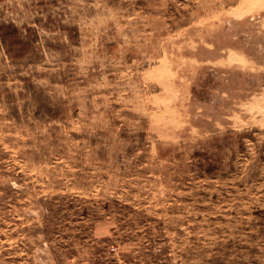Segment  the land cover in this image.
Instances as JSON below:
<instances>
[{
    "label": "rangeland",
    "instance_id": "374dc122",
    "mask_svg": "<svg viewBox=\"0 0 264 264\" xmlns=\"http://www.w3.org/2000/svg\"><path fill=\"white\" fill-rule=\"evenodd\" d=\"M0 264H264V0H0Z\"/></svg>",
    "mask_w": 264,
    "mask_h": 264
},
{
    "label": "trees",
    "instance_id": "16d2710c",
    "mask_svg": "<svg viewBox=\"0 0 264 264\" xmlns=\"http://www.w3.org/2000/svg\"><path fill=\"white\" fill-rule=\"evenodd\" d=\"M1 38H2L3 43L5 44H7V42L10 43L11 45H15V42L19 43L18 39H16L13 36V33H10L7 39H5V35L1 34ZM240 149H242V147H240Z\"/></svg>",
    "mask_w": 264,
    "mask_h": 264
}]
</instances>
